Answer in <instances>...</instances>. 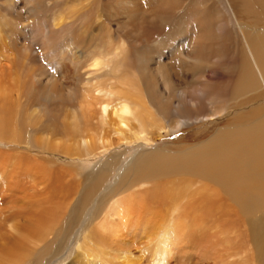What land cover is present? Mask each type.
Segmentation results:
<instances>
[{
	"label": "bare ground",
	"instance_id": "obj_1",
	"mask_svg": "<svg viewBox=\"0 0 264 264\" xmlns=\"http://www.w3.org/2000/svg\"><path fill=\"white\" fill-rule=\"evenodd\" d=\"M1 31L0 83L11 86H0L2 143L30 144L34 132L40 150L66 155L73 147L69 155L89 161L123 139H154L194 121L211 122L213 132L199 146L139 148L128 159L120 153L89 163L68 216L46 190L67 171L0 149L3 206L23 207L0 219V264L24 252L29 234L20 229L42 237L61 216L53 238L65 241L79 223L84 254L113 249L124 264H141L131 249L143 243L150 245L143 264H165L173 236L199 264H241L244 241L233 239V222L224 219L235 211L248 217L264 264V103L248 98L264 90V0H0ZM182 78L190 89L175 87ZM110 114L117 128L106 131ZM45 128L53 141L46 149L36 144ZM109 132L120 136L109 142ZM19 215L27 222L20 229Z\"/></svg>",
	"mask_w": 264,
	"mask_h": 264
},
{
	"label": "rangeland",
	"instance_id": "obj_2",
	"mask_svg": "<svg viewBox=\"0 0 264 264\" xmlns=\"http://www.w3.org/2000/svg\"><path fill=\"white\" fill-rule=\"evenodd\" d=\"M9 26H10V24H6L7 28ZM4 32L5 31H1L0 35L1 36L4 35ZM104 38H105L104 40H108V41L116 40V37L108 36L107 33H105ZM2 54L3 53L0 52V60L2 59V56H1ZM75 56H76V58H75L76 60H81V58L77 59L79 57V55H75ZM67 64L69 67H73V65L72 66L69 65L70 62H68V61H67ZM81 70H82V68H81ZM156 71H157L156 65H152L150 72L152 74H156ZM1 82H3V81H1ZM0 86L4 87L6 91L11 90V86L8 83H0ZM175 87H188L190 89L189 80L182 78L180 81V84L178 83ZM253 95L254 94L248 96V98L250 97L249 98L250 103H253L254 101H255L254 103H258V104L264 103V90L259 92V93H256L255 94L256 98H254ZM251 97L253 98V100ZM108 110L110 111L111 109L108 108ZM27 111L32 112L36 115H39L37 113L36 109L33 107L31 109H28ZM66 112L67 111L64 110L63 113H61V115H66L65 114ZM116 121H117V118L114 116V114H110L109 116H106L105 122H107V124H105L103 126L104 129L106 131L116 129L117 128ZM196 123H198V124H196ZM45 125L46 124H44L43 126H45ZM212 127L213 126L211 125V122H209V121H207V122H206V120L197 121V122L194 121L192 124H188L185 127L183 126L178 131L161 132L160 137H158L157 134H154L153 135L154 139H152L151 136H149V135L146 137L145 141L136 140V141L125 142L124 141L125 139H123L122 142L115 144V146H111V147L107 148L106 151H100V150L96 151V153L100 152L101 154H99V155L95 154L93 157L88 158L89 161L84 160V159L78 161V159H81V158H73L71 155H69V153L72 152L73 147L68 148V153L66 155L65 154L59 155V153L54 151V150H44V151L40 150L39 148H37L34 145V141L31 138L34 135V132L32 134H30V136L27 138V140H29V142H31L30 144L24 143L22 139H20L18 142V141H13L14 140L13 138L11 139V141H8L9 138H6L4 140V142H6V143H2V141L0 142V149L4 150L5 152H15V151L16 152H24L25 154H28L31 157L33 156L32 158L41 159V160L42 159L48 160L49 164L52 163V164H50L51 165V171H59V170L67 171L68 174L61 176V180H58L59 182L51 183V181H50L51 185H50V187H47L46 190L50 189V192L48 193V195H50V197H51V202L62 203L64 208L65 209L67 208L66 212H64V214L66 216H68L67 210H69L70 207H73L74 202L77 200V197H78V194H76L77 190L80 188V186L82 187V185L84 184L83 175L85 176L86 174L91 172L93 169V167L90 166L89 163H92L95 166L100 161L101 162L100 164H102L104 162V160H106V158L108 159L110 156L118 155L120 153L122 154V159H128L132 155L138 153L139 148H142V149L144 148L146 150H148V149L152 150V149H156L157 147L162 148V147H166L168 145L172 146L173 148H181L182 145L186 146L187 148H191L192 146H196V145L199 146L201 140H202L201 143H203V142H205V140L207 141V137H210L211 133L213 132ZM130 128H132V126L130 124L122 126L123 131L127 130V133H129ZM39 130L40 131L37 134V137L40 136V138L42 140H41V142L37 141L36 144L40 145V146L44 147V149H46L45 145H42V144L47 143V141L49 143V141H50V143L48 144V146H49L53 142V141L49 140V139H51L50 129L45 128L43 130H41V129H39ZM40 134H42V136ZM117 134L118 133H116V132H111V133L109 132L108 135L110 137H107L109 142H114L115 139L118 138L119 134L118 135ZM125 134H126V131H125ZM202 137H204V138H202ZM197 138H198V140H197ZM74 159H75V161H74ZM85 161H87V162H85ZM114 165H115V167L117 166V164H114ZM115 169H117V168H115ZM5 171H6V168L0 170V175L2 173H4ZM76 171H77V173H76ZM117 172H118V170H113V172L109 175L108 179L106 180L105 185H107V186L109 185L110 187L113 185V183H114L113 181L116 178L115 176L117 175ZM78 173L79 174L82 173V176L79 175ZM53 176H55V175H53ZM4 181H6V179L4 177L3 178L0 177V182L3 183ZM58 183H59V185H57ZM198 185H199V182L195 181L191 185V190H194L195 188H197ZM45 186H46V184L45 185L41 184L42 188ZM143 187H145V185H143ZM73 193H75L76 195H73ZM1 195H2V198L0 199V203H1V201L3 203V200H6V198H4L5 197L4 194H1ZM2 203L0 206L1 207L0 219L2 218V216L4 217L5 214H7V216H9L10 214L17 212L18 209L23 208L22 206H15L18 204L11 205V204L5 203L6 206H3L4 203L3 204ZM44 203H45V201L42 204H44ZM49 204H51V203H48L47 205H49ZM9 205H10V207H9ZM11 206H13V207H11ZM183 212L184 211H180V209H179L177 211V214L183 213ZM222 216H220V218ZM61 217L58 219L57 224H55L51 228L52 230L50 229V231H48L42 237L30 234L29 231H24V230L20 229L21 227L23 228V226H25L27 224V222L24 220L23 216H21V215L14 217L13 221H14V223L16 222V225L19 226V229H20L19 233L23 232L26 235L29 234L28 235L29 239L27 241L26 240L24 241V247H25L24 249L25 250L23 253L19 254L21 256L16 255V256H14V258H12L13 259V260H11V261H13L12 264H124L123 263V257H122L123 253H121V256H119L120 254H116V252L113 251V249H110V251H108L105 254H103V253L98 254L97 256L84 254V252H83L84 247L81 245L82 232L77 231L80 228L79 223H77L75 226H73L71 229L68 230L71 232L68 235H66L67 239L65 241L58 242V240L54 239L53 236L55 234V231L58 228H60L61 225L64 226V223L66 221V217H64V216H61ZM239 217H240V213H238L236 211L229 213V215H224V219L226 218L228 221H232L233 223L236 219H239ZM244 217H247V216H244ZM247 221H248V217H247V219L245 218V220L242 218V220L239 219L238 223L236 222L237 224L235 223V226L233 225V223L230 226V235L232 237H234L233 239H239L240 238L239 240L244 241V247L240 250V252H239L240 255L239 254L237 255V257H238L237 260L240 261L241 264L243 262H245L246 264H260L259 251H258L257 247L254 244H252V242H251L250 229H249L250 227H249V223ZM19 222H20V224H19ZM2 223H4V220L2 221ZM21 223H23V224H21ZM4 233L10 234L13 236L15 235L14 231H9V230H6ZM173 238H174L173 236L171 238H169V241L171 243L169 242L170 244L168 243L165 246V249L169 250V251H167V253L165 255V264H193V262L196 264H199V261H197L196 257H194V256L191 257V254L194 255L192 252H190L191 250H189V248L188 249L187 248L184 249V247L182 248L183 242H177V239H173ZM134 246L136 248L132 247V249H131L132 255L133 256L142 255L141 256L142 259L140 260V262H141V264L145 263L146 259H144V258H146V255H147V251L145 248L149 247L150 245L149 244H143V243H136ZM186 249H187V256L184 255V254H186V251H185ZM57 250H59V251H57ZM182 254L184 255L183 257H182ZM115 255L118 257H114ZM189 255H190V257H189ZM6 264H11V262L6 263Z\"/></svg>",
	"mask_w": 264,
	"mask_h": 264
}]
</instances>
